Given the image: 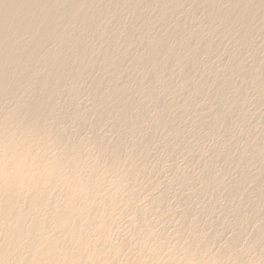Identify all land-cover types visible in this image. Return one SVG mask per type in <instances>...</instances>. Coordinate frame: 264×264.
<instances>
[{
    "label": "bare ground",
    "instance_id": "1",
    "mask_svg": "<svg viewBox=\"0 0 264 264\" xmlns=\"http://www.w3.org/2000/svg\"><path fill=\"white\" fill-rule=\"evenodd\" d=\"M199 10H203L202 13L206 11V18H209L207 19L209 22L212 19L217 20L221 25V31L230 33V37L236 32L234 35L238 39L236 38L235 40L233 37L234 40L231 39L235 42L238 40L239 43L238 41L236 43L241 48L247 47L245 51H248V46L246 45L252 39L251 35L254 37L258 33L260 35H258L260 43L258 42L259 39H256V41L255 38L254 42L256 41L261 44V46H257L261 47L260 49L263 48L262 52L264 51V0H0V264H226L224 262L226 259L224 258L227 255L229 256L228 251L231 250L230 254L236 251L233 249L239 247L238 245H240V241L244 236H240L241 240L239 235L237 237L233 236L235 238H231V240L228 238L231 242H228L229 245L227 243L228 247H225L226 250L224 249V252L220 251L214 255L209 253L211 254L209 256L208 251L211 252V249L209 250L208 248V251L205 249L207 252L204 253V248L208 244L205 240L203 241V236H201L203 237L202 239L199 234L195 233L199 230L195 228L197 226L193 225L196 231L192 228L190 229L188 226L190 230L194 231L191 233L184 226L185 221L188 225L187 220L184 219L182 220L183 224L179 225L180 222L177 223L179 225L177 229L173 227V229H176L174 230L176 231V236L170 238L172 242L175 238L174 241L176 242L173 243V247L174 244L179 246L181 241L184 242V245L182 244L183 247L177 246L179 250L177 251L178 254L181 250L180 253L183 255V257L179 255L181 258L177 255V249L170 251L168 249L169 252L166 250L168 253L163 251L164 245L167 243H162L157 248L150 249L149 253H144L145 255L142 253V248H140L141 251L136 250L140 246L138 244H142L143 242V225H141L143 221L140 222L138 220L140 224H136L137 226L135 224L131 226V222H126L128 225L130 224L125 228L131 229L129 230L131 234L126 230L129 237L125 236L127 238H123L124 232H119L122 235V237L120 236L122 239L109 240L113 226L116 228V226L124 224L123 220L124 216H126L121 213L117 214L118 212L116 213L115 211L118 198L121 197L120 189H123L126 185L129 186L126 182L130 184L133 182V180L130 182V179L126 177L128 173H125L136 169L123 172L126 168L123 170L120 167L124 174L116 178V183L114 180L113 182L111 180L112 183H115L112 184L113 188L111 190L105 189L111 186V184L109 185L106 182L110 181L108 179L109 175H116L115 172L121 170L117 169V161L125 150L124 146H122L123 143L120 142V136L122 137L123 131L121 135L117 132L120 140L116 138V141L118 140L120 143H116L112 142L114 139L109 140L108 137L107 139L104 137V139L101 134L98 135L97 133L99 132H96L95 126L97 123H105V121L109 120V122L105 123L106 125L109 123L108 127L110 128L107 129L109 132L113 130L116 133V130L119 131L121 126L123 128L137 129L140 123L145 124L142 121L149 123L147 120L153 117L154 120L152 122H154L155 129L165 124L166 120L171 117L168 113L158 112L156 116L152 115L153 117L150 116V113L152 108L157 109L159 106L160 108L163 106L161 105L163 103L162 98L158 96L165 93L164 89L168 88L164 86L165 83L167 85V82H164L165 70L175 66L178 67L179 76L182 78V82L185 83V89H187L188 85H190L189 87L194 86V92L192 93L196 96L193 97L196 101L192 100V103L197 102L196 98L202 95L203 89L199 84H195V82H198L197 80L193 82V78L197 76L194 75L193 77L190 58H194L195 55L199 56L200 52L196 54L193 48L196 47L194 46V41L201 32L199 29L198 35L194 34L195 24L192 27L194 33L191 31L189 36L183 29L185 24L187 25L188 22L192 21L194 14L196 15ZM126 17H132L133 22H131V26L125 25L124 20ZM204 23L206 25V22ZM212 23L217 24L214 23V20ZM187 26L189 27V25ZM161 30L164 32L162 31L161 33ZM253 31L256 33L254 34ZM183 32L187 35L186 39L182 35ZM218 33H220V30ZM200 35L198 38L201 37L202 39L198 40L202 42L204 38ZM220 35L223 38V35ZM227 39L230 40L229 37ZM232 40L231 42L233 43ZM203 43H205L204 48L202 47L203 52L210 53L215 48V45L211 41ZM216 45L219 46V44ZM189 48L195 55H188L187 51ZM196 50L199 51L198 49ZM185 52L191 57L182 58L181 55ZM262 55L264 54L262 53ZM204 56L202 55L201 57ZM231 56H229V63H227L229 64V66L227 65V75H229L225 74L224 76L216 77L213 81L214 91L210 100L215 103V106L212 105L213 108H211V104L204 105V107H210L206 111L202 107L203 109L200 112V127L204 123L207 129L210 125L216 132L226 130L228 125L230 127L232 123L229 124L232 110L238 109L242 105L240 103L242 100L239 98L244 100L248 98L246 93L248 82L251 80L258 83V86L261 84L264 89V76L258 72L256 64L253 62L252 64L245 65L238 58L233 57V55ZM126 57H131L128 59L132 60L127 61ZM258 57L264 58H262L261 54ZM252 58L255 60L254 57ZM261 59L258 61H261ZM126 61L132 62L128 63L131 65L126 66ZM94 73H98L99 76L95 78L94 76L96 75L93 76ZM85 78L91 79L93 99L91 102L94 105L90 109L91 111L89 110L87 114L84 113L86 116H81L80 111L83 110H81L82 108L78 101L79 93L78 89H76V84ZM237 79L249 80L247 84H245L246 81H243L246 90L242 87L244 86L243 82L239 83L240 85H238V82L236 83ZM132 84L135 88L134 95H132V88H130ZM160 85L163 87H160ZM155 87L157 90L159 87L160 89L165 87L163 90H160L162 93L159 91L161 94L158 93L157 97L155 94L158 91H156ZM153 90H155V94ZM165 90L167 91V89ZM260 91L262 92V89ZM61 101L62 103H60ZM196 104L198 105L194 106L198 108L199 103ZM200 108L197 110L200 111ZM226 108L228 109L227 113L224 111ZM134 109L141 110L140 116L132 112ZM157 111H159V108ZM234 111L236 112V110ZM244 111L246 110L244 109ZM195 119L199 121L195 117L193 119L194 122ZM205 119H208L207 122ZM251 120L250 122H252ZM262 120L264 121V116L260 122ZM208 121L209 125H206ZM68 122H73L77 129L75 131L79 135L81 131L85 133L84 128L92 124L93 128L90 131L92 134L89 133L90 135L85 140L80 139L81 141L76 142L75 139L77 137L73 139L71 138L73 136H69L71 134L66 127ZM152 122L150 120V123ZM195 123L193 125L196 127L197 123ZM262 123L264 124V122ZM262 123H258L259 129ZM100 125L97 124L98 127ZM106 125L104 126L106 127ZM256 128L257 126L254 130ZM225 130L223 132L226 133ZM260 130L263 129L261 128ZM167 131L170 132V130ZM171 132L168 133L170 137L172 136ZM115 133L113 136L117 137L118 135H115ZM183 133L185 135L182 134V138L183 135L186 138L187 133L184 131ZM148 137L150 138V136ZM256 137L258 139V135ZM263 141L260 140V143H263ZM257 143L259 144V142ZM134 146L135 148L139 147L137 145ZM247 146L246 142L244 147L246 148ZM248 147L250 148V152L253 151V145L252 149L250 146ZM263 147L261 146L260 148L262 149ZM237 150L240 151L239 149ZM51 151H56V153L51 156L53 153ZM49 152L51 153L50 155ZM93 152L104 155L107 165L103 167L102 164L105 160H100L101 157L98 159V161L100 160L99 162L95 161V154ZM233 152L236 153L237 151L233 150L232 154ZM91 153L94 154V157H92ZM235 153L232 156L237 157L238 155ZM246 153L248 154L247 157H249V153ZM260 153L258 150L257 154H259V157L263 155V151L260 150ZM229 154L231 155V153ZM239 159L236 158V160ZM224 160L230 161L229 159ZM259 160L263 164L261 157ZM240 162L241 164L238 165L243 167H240L241 172L236 165H234L235 168L233 167L234 171L238 170L239 174H241L239 175L238 171L236 172L238 174L236 178L241 176V180L237 179L239 182L233 178L235 180V187H237V183L242 185L241 183L247 182L252 176L250 169L249 173L251 176L246 172V169L250 166V162L245 160L243 156ZM257 162L259 163V161ZM106 163L104 162V164ZM214 163L216 164V162ZM261 166V173H263L264 166ZM205 167L207 168V166ZM130 168L132 167L128 169ZM210 168H204L207 173L203 183L205 182L208 186V190L209 187H212L215 195L220 196V193L224 194L222 193V189L218 187V181L216 182V178L220 173L216 175ZM261 173L259 175L256 173V175L262 177ZM196 177L198 178L197 175ZM252 177L254 178L255 176ZM200 180L202 184L203 179ZM259 180L262 181L263 179L259 178ZM240 181L243 182L240 183ZM105 182L109 186L106 187ZM254 184L258 185L257 180ZM134 186L135 183L133 184ZM232 186L234 185L224 187H227L229 190ZM133 187L130 188L133 191L134 189L137 191L138 188L136 186ZM204 187L207 188L206 186ZM232 188L231 190L235 191ZM241 188L245 190L243 185ZM199 189L202 190L201 188ZM212 191L209 190V192ZM230 192L233 194L225 192V195L229 198V202L239 195L240 190L235 193ZM263 192L261 190L254 191V194H257V200L260 198L255 202L256 204L252 202L251 206L254 205L252 208L258 213L264 207V204L263 207L260 205L261 203L259 204V201L261 202L264 199L260 200L264 197L262 196ZM192 193V195H195L194 191ZM240 194L239 196L245 197L246 200L254 198L253 196L251 197L253 194L250 195V192H247V190L244 193L245 196L242 192ZM197 196L201 195L198 194ZM190 197L193 198V196ZM161 203L163 204L160 200L157 206H161ZM206 205L204 206L207 208L208 206ZM227 208L229 209V206ZM209 209L211 210L210 206ZM209 209L206 210V212L208 211L207 213H209ZM229 210L228 212L230 213L232 209ZM184 212L186 217L189 214L191 215L189 211V214L185 210ZM214 214L215 212L211 216ZM238 214L239 212L234 210L232 211V215L230 213L229 216L237 217ZM145 215L144 213H140V219L143 220ZM187 218L189 219L190 216ZM125 220L127 221V219ZM173 221L174 218L172 225H174ZM262 222L264 224V221ZM122 227L124 228V225ZM261 230L260 232H264V230ZM186 231L190 232L191 235L189 236ZM258 234L261 233L255 234L256 238L257 236H261ZM145 237L147 238L146 240L150 241L153 238L156 239L155 233L152 235L147 234ZM169 237L170 235L168 234ZM256 238L251 242L257 244L258 238L257 241ZM165 240L168 241V239ZM143 244L141 245L142 247L144 246ZM254 244L252 245L251 243L250 245L257 250V247L261 243L259 241V246ZM168 245L169 243L166 247ZM247 245L249 246V243ZM177 247L175 246L174 249ZM249 248L246 249L249 250ZM261 251L264 253V249ZM203 253L204 255L206 254V257L202 256ZM239 254L235 256L240 260ZM236 258L234 257V259ZM234 261L237 263V260ZM234 263L231 262V264Z\"/></svg>",
    "mask_w": 264,
    "mask_h": 264
},
{
    "label": "rangeland",
    "instance_id": "2",
    "mask_svg": "<svg viewBox=\"0 0 264 264\" xmlns=\"http://www.w3.org/2000/svg\"><path fill=\"white\" fill-rule=\"evenodd\" d=\"M202 12H203V10L202 11L199 10L197 13L195 12L196 15L194 14V17H193L192 21L187 23V25H189V27L185 24L183 31H185V33L189 36L191 31H193L192 27L195 24V29L196 30L194 29L195 33H194V31H193V33L198 35L199 29H200L201 33H199V35L201 34L202 37L204 38L203 39L204 41L201 42V40H198V39H202V38L201 37L198 38L199 37V35H198V37L195 39L196 42L194 41V46H196V47H194L193 49L196 52V54L200 52L198 54L199 56H196L192 51H190V48L187 51L188 55L190 54V55H195L196 56V57L194 56V58H190L191 59V69H192L193 77H194V75L197 76L196 78L195 77L193 78V82H195V80L198 81V82H195V84L196 83L199 84V86L203 89V93H202L203 96L201 95L200 97H197L196 98L197 102H195L194 104L192 103L193 102L192 100H195L193 97H196L192 93V92H194V88H193L194 86L193 87L191 86L193 88L192 89L191 87H189L190 85H188L187 89H185L186 88V86L184 85L185 83L182 82V78L179 76V73H178V67L175 66V67H172V68H169V69L165 70V80H164V82H167V85H165L166 84L165 83L164 86H167L168 88H165V87L164 88L167 89V91L164 88H161V89L162 90L164 89L165 93H162L160 91L161 90L160 87L163 84L160 85L158 90L156 88L157 86L155 87L156 91H158V92H156V94H155V90H153L154 91L153 93L155 94L156 97L159 95L158 93H160V92L162 93V95L165 94V95H163L165 97H163L162 95H161L162 97L158 96V97L162 98V102L163 103L161 105H163V106H161V108H160V106L158 107L159 111H157L158 108L157 109L156 108H152L151 109V113L152 114L150 113V116H152V115L156 116L158 114V112L168 113L171 117L168 120H166L165 124H163V125H161V126H159V127H157L155 129L154 128V122H152L154 120V117L152 116L153 118H149V120H147L149 123H150V120H151L152 123H150V124L147 123L146 121H142V122H145V124L144 123L143 124L140 123L142 126L139 124L137 129H131V128H125V127L123 128L121 126L119 131L116 130V133L113 130H110V132H109V130H108L110 128V127H108L109 123H108V125L105 124V123L109 122V120L105 121V123L104 122L97 123L99 125L102 124L99 127L97 126V124H95L96 129L98 130V131L96 130V132H99V133H97L98 135L101 134V136L103 138L105 137L106 139L108 137L109 140L114 139V140H112V142H116V143L117 142L118 143L122 142L124 144V145L122 144V146H124L125 150H124L123 153H121L122 155L120 156L119 160L117 161V164H118L117 165V167H118L117 169L119 170V169L122 168L124 170V168H126L123 172H126L127 170L136 169V170H132V171H127L125 174L128 173L130 175V178H129L128 174L126 175V177L128 179H130V182H131V180H133V182L135 183L136 188H138L137 191L135 189L133 191V189L130 188V187H133V184H134L133 182L131 184L126 182V184H128L129 186H127V185L125 186L124 185L125 187L124 186L123 187L125 189L124 188L120 189L121 197L118 198V202L116 204L117 208L115 207L116 213L118 212L117 214L121 213V214H124V215L127 216V217L124 216V220L127 219V221L123 220L124 224H122V225H124V228L123 227L121 228L122 225H120L118 227L116 226V228H114L115 226H113V228L111 229L112 233L109 236V238H110L109 240H113V241L114 240H118V239L120 240V238L122 237L121 233H123V232H124L123 233L124 234L123 238H127L125 236L129 235L128 232L131 234V232L129 231L131 229L130 228L129 229H125V228L128 227L130 224H132L131 226H134V224H135V226H137L136 224H140V222L143 221L142 222L143 224H141V225H143V233H142L143 234V236H142L143 242H142V244L144 243L143 244L144 246L142 247L141 246L142 244H138V246L140 245L141 247L139 246L138 247L139 249L137 248L136 250L141 251L140 248H142V251H143L142 253L143 254L144 253L147 254V253L150 252V249H155L158 246H160L162 243H164V244L165 243H167V244L169 243L168 247H166L167 244L164 245L166 248L164 247L163 251H166V250L168 251V249H169V251L177 249L176 250V252H177V251H179L178 247L182 246V244L184 245V242L181 241L180 242L181 245L179 244V246L174 244V247L178 246L177 248L174 249L173 243L176 242V241H174L175 238L174 239L172 238L173 242L171 241L170 238L172 236L173 237L176 236L175 235L176 231H174V230H176L179 225L183 224L182 220L184 219V220H187L188 225L185 223L186 222L185 221L184 222V226L186 228H188L187 229L188 231H191V233H193L194 232L193 230H195V228L197 230L199 229L198 232H195V233L199 234L200 237L201 236L204 237V239H203V237H201V238L203 239V241L205 240L206 243L209 246V247L207 246L206 248H204V253H206L208 251V248H209V250L211 249V252L208 251V255L209 256L211 254L212 255L217 254L220 251L224 252V249L226 250V248L228 247L227 243L231 242L230 241L231 238L232 239L235 238L233 236L237 237V235H239V237H240L242 235V236H244V238L241 236L242 240L244 239L245 242L242 241L241 237H240V240L243 242V244L240 241V245L241 246L238 245L239 247L236 246L238 248L233 249V250H236V251L231 252V254H230L231 250L228 251L229 252V256L228 255H227V257L225 256L224 259H226V260L224 262L226 264H231V262H233V263L235 262L234 264H263L264 263V257H263L264 253L261 250L264 249L263 248L264 247L263 246L264 245L263 244L264 243V232L262 231V230H264V224H262L263 223L262 221H264V210H263V208H264L263 207V204H264V201H263L264 199L263 198L264 197H262V196H264V192H263L264 191V189H263L264 188V176H263L264 175V171H263V173H261V170H262V166L261 165L264 166V158L262 159V157L264 156V147H263V144H264V141H263V138H264V133H263L264 132L263 131L264 127L263 126H264V124L262 122H264V121L262 120V122H260L261 118H263V116H264V89H263V86L261 84H259V86H258V83L252 82L251 80L249 81L248 79L247 80L246 79L245 80L244 79L243 80H240V79L238 80L237 79L236 83L238 82V85H240L243 81L244 82L246 81L245 84H247V82L249 81L248 84L246 85L247 86V90H246V86H245L244 82L242 83L244 86L241 85L246 90L248 98H247V100L239 98L240 100H242L240 102V103H242V105H240L238 107V109L235 108V109L232 110V116H230L229 124L231 122L232 123L230 124V127L228 125L229 128L227 127L226 130L224 129L226 131V133L223 132L224 130H220L221 132L220 131L216 132L215 129L211 128V126L209 125V121H208V124L206 123V125H209V127L207 126L208 129L206 128V126H205V124L203 122H201V123H203L204 125L201 124V127H200V123L199 122L201 121L200 120V112L202 111L201 109L205 108V111L210 109L209 106L208 107H206V106L204 107V105H210L211 104V108H213V106H215V103L210 100L211 99V95L213 94V91H214L213 81L215 80L216 77L218 78L220 76H224L225 74L227 75V70H228V66H229V64H227V63H229L228 59L230 57H232L231 55H233V57H235V58H238L245 65L252 64L254 62L256 64V66H257L258 72H260L264 76V58H263L264 55H262V53L264 54V51L262 52L263 48L260 49L261 47L259 48V46H257V45L261 46V44H259L260 43V38H259L260 35L258 33H256V32H254L255 29H253L254 30L253 33L254 34L256 33L255 36L257 38L255 36L253 37V35H251L252 36L251 40L253 41V43L250 40V42L246 45V46H248V51L247 50L245 51V48H247V47L244 46V49H243V48H241L239 46V44L236 43L238 40L236 42L233 41L234 39L236 40V38H237V36L234 35V34H236V32L233 33V35H232V32H231L232 36L230 37V33H225V32L221 31L222 30L221 25L218 23L217 20L212 19L210 21L211 22V24H210V22L207 20L209 18H206L207 17V14H205L206 11H204V13H202ZM201 16H203V18H201ZM213 20H214V23H217L218 25L217 24H213L212 23ZM131 22H133L132 17H126L125 20H124V23L127 26H129V25L131 26L132 25ZM204 22H206V25H205ZM208 23L210 24V26H213V27H210ZM190 24H191V26H190ZM172 26H173V24H172ZM204 26L206 27L207 30L205 29ZM217 27H219V28H217ZM218 29L220 30V33H218L219 32ZM162 31L163 30H161L160 32L162 33ZM187 31L188 32L190 31V32L188 33ZM161 33H158V34H161ZM185 33L183 32L182 35L186 39L187 35ZM220 34L223 35V38H222V36ZM238 34H240V33H238ZM224 37H225V40H229V39H227L228 37L230 38V40L229 41H225ZM254 38H255V40L259 39L258 40L259 43L256 42L257 40L254 42ZM231 40L233 41V43L231 42ZM205 41H211L215 45L216 49L214 48L213 51L210 52V53L203 52L202 50H203V48H204L203 46L205 44L203 42H205ZM238 43H239V41H238ZM216 44H219V46L216 45ZM250 47H251V49H250ZM196 49H198L199 51H197ZM239 49H240V51H239ZM242 50H244V51H242ZM187 52L183 53L181 55V57L182 58L191 57V56L187 55ZM201 53H202L203 56L204 55L205 56L201 57L202 56ZM135 54H136V52H135ZM260 54H261L263 59H261V57L260 58L258 57V55H260ZM226 55H227V57H226ZM244 55H246V56H244ZM252 57H254L256 62H255V60H253ZM128 58H131V57H128ZM128 58H127V61L128 60L129 61L132 60V59H128ZM260 59H261V61H258ZM127 61H126V66H130L131 64L129 65L128 63H132V62H127ZM247 61H248V63L246 64ZM220 68H222V69H220ZM173 72H175V73H173ZM218 74H221V75H218ZM94 75H96V76H94ZM93 76L96 78V77L99 76V74L98 73L97 74L94 73ZM90 80L91 79H89V78H85V79H83L81 81L82 83L80 82V83L76 84V89H78V93H79L78 101L80 103V107L82 108L81 110H83V111H80L81 116H86L85 114H87L89 112V110L92 109V107L94 105L91 102V101H93V99H92V91H91L92 90V85H91ZM85 83L88 84V85H86ZM204 83H205V85H204ZM130 88H132V95H134V93H135L134 85L132 84L130 86ZM259 89L260 90L262 89V92ZM80 98H84V99L81 100ZM185 98H186V100H185ZM171 99L174 100V101L172 102ZM248 99H249V101H248ZM190 100H191L192 104L191 103L189 104ZM183 102H184V104H183ZM204 102H205V104H203ZM60 103H62V101ZM82 103H85V104H82ZM185 103H187V105H185ZM196 103H199V107L198 108L201 107L200 111L197 110L198 108H196L194 106V105H196V106L198 105ZM81 104L83 105V107H82ZM85 105H87L88 107L85 106ZM170 106H171V108H170ZM245 106H246V108H245ZM164 107H165V109H163ZM226 109L224 110V111H226L225 113H227V111H228V109L227 110ZM244 109L246 111H244ZM234 110H236V112ZM140 111H141L140 109L132 110V112L134 114L138 115V116H140ZM185 114H187V115H185ZM195 117L197 118V120H199V121H196V119H195V122L199 126L198 128H197V125H196V127L193 125L195 123L194 120H193ZM251 118H253V120H251ZM207 120L208 119H205L206 122H207ZM250 120L252 122H250ZM192 122H194V123L192 124ZM251 123H252V125H251ZM258 123L259 124L262 123V125H260L259 127H260V129L262 128L263 130H260L258 128ZM88 124H90V123H88ZM104 125H106V127ZM173 125H174L175 128L173 127ZM190 125H193L194 127L190 126ZM245 125L248 127V129H247V127ZM88 126H91V127H88ZM88 126H86V128H84L85 129V133L82 132V131L80 132V135H81L80 136L78 133H76L75 130H77V129H76L75 125L73 124V122L72 123L68 122L67 125H66L67 130L70 131L69 133L71 134L69 136L70 137L73 136V137H71L73 139H75L77 137V139H75L76 142L77 141H81V140H85L90 134H92V133H90V131H92L91 128H93L92 124H90ZM101 126H102V128H101ZM256 126H257V128L254 130V128ZM251 127H254V128H251ZM249 128H250V130H249ZM84 129H83V131H84ZM121 129H123V130H121ZM192 129H194V130L196 129L194 133H193L194 130L192 131ZM101 130H102V132H101ZM147 130H149V131H147ZM167 130H170V132L172 131L171 132V134H172L171 137H170V134H168L170 132H168ZM111 131L114 132L115 135L117 134V132L121 135V132L123 131L122 132V134H123L122 137L120 136V138H121L120 142L118 141V140H120L119 139V135L117 134L118 135L117 137L113 136L114 133H112ZM183 131L185 133H187L186 138H184L185 134L183 133ZM103 132H104V134H103ZM164 132H166V133H164ZM106 133H108V134H106ZM110 133H112V134H110ZM76 134H78V135H76ZM182 134H184L183 135L184 139L182 138ZM248 135H250L249 136L250 139L248 138ZM257 135H258V139L256 137ZM148 136H150V138ZM237 136H238V138H237ZM254 136L256 137V139H255ZM259 136H261V137H259ZM144 137H145V139H144ZM116 138H118L117 141H116ZM165 139H166V141H165ZM212 139H213V141H212ZM239 140H240V142H239ZM260 140H262L263 143L262 142L260 143ZM255 141L259 142V144L257 142H255ZM214 142H215V144H214ZM241 142H242V144H241ZM246 142H247V145L251 147V149H252V145H253L254 149H252L253 151H251L253 153L250 152V148L248 146L246 148L244 147L246 145ZM235 144L238 145V146H236ZM134 145H137L139 147L135 148ZM234 146H235L236 150H235ZM261 146L263 147L262 149L260 148ZM197 147H198V150H197ZM241 147H243L244 150L241 149ZM232 149L234 151H237V152L236 153L233 152V154H232V151H233ZM237 149H239V150L241 149V150L238 151ZM245 149H246V152L249 153V157H247L248 154L245 152ZM258 150H259V154H261L260 150L263 151V153H262L263 155L260 156L261 157V162L263 160V164L260 163V160H259L260 157H259V154H257ZM52 152L53 151H51V153ZM224 152L227 153V154H225ZM228 152L231 153V155ZM240 152L242 154H245V155H242ZM51 153L49 152V155ZM54 153H56V151H54L51 154V156H53ZM93 153L95 154V158H96V159L94 158L95 161H98V159L101 157L100 160L103 159V161L105 160L104 162L106 163V159H105L104 155H102L101 153H99L100 154L99 155L98 152H93ZM234 153L237 154L238 156L237 157L232 156V155H234ZM250 153H251V155H250ZM94 154L91 153V155H93L92 157H94ZM98 155H99V157H98ZM242 156L245 157V160L250 162L249 168H247L246 169L247 171L246 170L245 171L247 172V174L249 176L252 175V176L256 177V178L255 177L253 178L251 176L249 178L250 180L248 179L247 182L246 181L245 182L240 181V183L243 182L241 184L243 185V187H245V190H244V188H241L242 185H239V183H237V184L240 187L238 185H237V187H235V180H234V179H236V180L240 179L241 180V176H239V178H236V177H238V174L241 172V168H243L242 166L238 165V164H241L240 160H241ZM255 156H256L257 159L255 158ZM239 157H241V158L239 159ZM233 158H235V159L233 160ZM236 158L239 159V160H236ZM224 159H229L230 161H228V160L225 161ZM254 159H255V161H253ZM257 161H259V163ZM104 162L102 164L103 167H104V165H107V163L104 164ZM119 162H120V165H119ZM214 162H216V164ZM257 163L259 164V166H258ZM225 164H227L229 166H227ZM220 165H222V166H220ZM234 165H236V167H239L238 170L240 169V172L237 169L236 170L238 172L234 171L235 170L234 169L235 168ZM205 166H207V168ZM256 166H258V167H256ZM129 167H132V168L128 169ZM209 167H211L210 169L216 175L218 173H220V174H218V176L216 178V182L218 181L217 182L218 187L220 189H222V191H223L222 193H224V194L220 193V196L219 195H217V196L215 195V191H214V189L212 187H209V190H213V191L209 192L208 186L205 184V182L203 183V181L205 180L206 173H207L205 169H208ZM231 167L232 168L234 167V168L232 169ZM225 168H226V170H225ZM251 168H253L254 170L253 169L251 170ZM259 168H261V169H259ZM122 169L119 170L120 172L119 171L115 172L117 176L115 174L114 175L112 174V175H109L110 177L108 176L109 178L107 177L110 181L109 182L106 181V182L109 183V185L111 184V186H109L105 182L106 183L105 186L106 187L109 186L108 188H105L106 190H108V189L111 190L113 188L112 184H115L117 182L116 178L120 177L119 175H123L124 174V173H122ZM249 169H250L251 175L249 173ZM223 170H225L224 171L225 173L223 172ZM254 172H255V174L253 175ZM119 173H121V174H119ZM221 173H222V175H221ZM256 173L258 175H259V173H261L262 177H258V175H256ZM196 175L198 176V178L196 177ZM239 175H241V174H239ZM114 176H116V177L114 178ZM127 178H126V180L129 181ZM251 178L254 179V180L252 181ZM259 178H261V180L262 179L263 180L260 181ZM198 179L199 180L203 179L202 180V184L200 183L201 180L199 181ZM232 179H233V181H232ZM111 180H112V182L114 180L115 183H112ZM256 180H257L258 185L254 184V182H256ZM229 181H231V182H229ZM237 182H239V180H237ZM229 183H231V185H234V186H232L233 188L232 187L231 188L235 189V191H234V190H231V188H230L229 189L230 191L235 193V192H239V190H240V192H242V194H244L245 191L247 190V192H250V195L253 194V195H251V197L253 196L254 198H250V200H246L245 197L239 196V195H241L240 192H239V195H237L238 197L236 196L234 199H231L232 200L231 202H229V198H227V196L225 195V192L226 193L227 192L231 193V192L227 189V187H224V186H227V185L231 186V185H229ZM225 184H227V185H225ZM204 186H206L207 188H205ZM197 188L198 189L201 188L202 190H200V189L198 190ZM203 188H205L206 190L203 189ZM236 188H237V190H236ZM253 189H254V191L255 190H261V192H263V194L261 196L262 198L260 199V200L263 199L262 200L263 202L259 201V204L261 203L260 205L263 207L262 210L259 211L260 213H258V212L253 210L252 206H254V205L251 206L252 202L255 203L260 198L258 196L259 198L257 200V198H256L257 194H254ZM193 191H194L196 196L198 194H200L201 196L203 195V196L202 197L201 196H199V197L197 196L196 197L195 195H192ZM204 191H206V192H204ZM196 192L197 193L199 192V193L197 194ZM133 194H135V195H133ZM231 194H233V193H231ZM125 195L126 196L128 195V196L126 197ZM213 195H215V196H213ZM222 195H223V197H222ZM190 196H193V198L190 197ZM194 196H195V198H194ZM244 196H245V194H244ZM130 197H131V199H130ZM162 197L164 198V200H163ZM126 198H127V200H126ZM208 198H210V199H208ZM160 200L163 202V204L161 203L162 204L161 206L160 205L157 206V203ZM205 204H207L206 205V206H208L207 208L204 206ZM227 205L229 206L230 210L232 209L231 211L227 208L228 207ZM125 206H127V207H125ZM209 206H210L211 210L209 209ZM142 207H143V209H142ZM202 207L204 208V211H203ZM221 207H223L227 211V214H226V211L223 208H221ZM136 209H138V210H136ZM208 209L210 210L209 213H207L208 211L206 212V210H208ZM227 209L230 211L231 215H232V211H234V210L238 211L239 214L237 215V217H233V216L231 217V216H229L230 213L228 212ZM125 210H127V211H125ZM154 210H155V212H154ZM184 210L188 214H189V212L191 213V215L190 214L188 215V216H190L189 219L187 218L188 216L186 217V214H185ZM121 211H123V212H121ZM169 211H171V212H169ZM201 211H202V213H201ZM211 211L213 213L215 212V214L213 216H211L213 214ZM221 211H223V212H221ZM131 212H133V213H131ZM139 212L140 213H144V214L147 215V216L146 215L144 216V218L146 220L144 218H143V220L140 219V216H139L140 213ZM165 214L167 215L166 217H165ZM209 214H211V215H209ZM185 217H186V219H185ZM173 218H174V221H173L174 225H172ZM126 222L127 223L131 222V223L128 225ZM179 222H180V224L178 225L177 223H179ZM169 224H170V227H169ZM259 224H262V225H259ZM193 225L197 226V227L194 228ZM188 226L190 227V229L192 228L193 230H190ZM173 227H175L176 229H173ZM259 227L261 229L262 228L263 229L261 230ZM171 228H172L173 232H172ZM259 229L262 232H260ZM126 230L128 231L127 233H126ZM188 231H186V233H188V235L190 236L191 234ZM255 231L256 232L258 231L259 233H261V234H258V235H261V236H259L260 239L257 236L258 241H257V238H256V235H257L258 232L256 233ZM119 232H121V233H119ZM154 233H155V238L156 239L153 238L152 241L146 240L147 238L145 236L147 234H151L152 235ZM168 234L170 235L169 238H168ZM156 235H157V237H156ZM113 237H115V238H113ZM254 238H256V241L258 242L257 244L256 243L254 244L253 242H251V241H253ZM165 239H168V241L170 240V242L166 241ZM259 241H260L261 244H259ZM171 242H172V244H171ZM229 243H228V245H229ZM248 243H249V246L247 245ZM251 243H252V245L254 244V245H257V246L260 245V246L257 247V250H256V249H254V247H252V245H250ZM171 245H172V247H171ZM242 245H244V246H242ZM261 245H262V248H261ZM246 248H249V250L246 249ZM216 249H218L219 251L216 250ZM250 249H252V250H250ZM180 252H181V250H180ZM180 252H179V254L177 252L178 257H180L179 255H181L183 257V255ZM228 252L226 251V253H228ZM236 252H238V253H236ZM163 253L166 254L165 252H163ZM204 253H203L202 256L206 257V254L204 255ZM209 253H211V254H209ZM241 253H242V255H241ZM236 254L240 255L239 258H241L240 259L241 261L238 258H236V256H237ZM234 257L236 259H234ZM234 260H237V263ZM239 261H240V263H239Z\"/></svg>",
    "mask_w": 264,
    "mask_h": 264
}]
</instances>
